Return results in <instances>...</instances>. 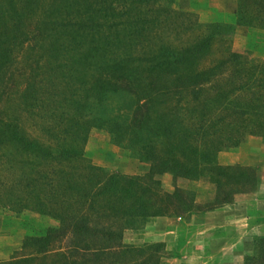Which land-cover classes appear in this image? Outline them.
Masks as SVG:
<instances>
[{
  "label": "trees",
  "instance_id": "obj_1",
  "mask_svg": "<svg viewBox=\"0 0 264 264\" xmlns=\"http://www.w3.org/2000/svg\"><path fill=\"white\" fill-rule=\"evenodd\" d=\"M172 3L0 0V209L54 222L33 253L0 264H160L161 244L124 245L123 233L200 210L189 190L163 192L159 176H206L205 211L256 186L253 168L216 156L264 141V63L227 47L209 60L225 24ZM234 26L264 31V0H236ZM92 130L146 172L93 166ZM244 264H264V237Z\"/></svg>",
  "mask_w": 264,
  "mask_h": 264
},
{
  "label": "rangeland",
  "instance_id": "obj_2",
  "mask_svg": "<svg viewBox=\"0 0 264 264\" xmlns=\"http://www.w3.org/2000/svg\"><path fill=\"white\" fill-rule=\"evenodd\" d=\"M235 5L236 0H173L171 9L186 15H194L199 24H225L227 29L222 35L221 41L213 45L214 54L209 60L217 56L219 48L227 47L249 59L264 63V31L234 26ZM201 10L214 13L215 15L211 16L212 19L223 18V22H203L207 18L199 16ZM230 15H233L232 23L225 20V17L229 18ZM228 25L231 28H228ZM187 36L189 33L183 35L184 38ZM208 64L209 61H205L204 65ZM83 155L93 166L102 168L109 174L137 176L144 174L148 167L129 158L124 150L112 145L108 136L102 131L92 130L89 132L83 147ZM216 164L251 167L255 170L257 184L252 191L233 195L231 203L228 204L229 208H227V212L222 213L221 219L211 218L205 221H208L209 224L205 228L209 232L212 231L210 233L213 235L205 240L207 250L211 251L208 254L212 253V255L199 254L196 256L197 258H194L196 260L184 259L185 261L179 263L175 257H171L180 253L184 254L191 246L194 250L201 246V244H197L199 234L194 237V233H191L192 244L187 243L188 241L183 238L184 235L190 233L182 229L184 222L189 219L186 215L150 219L140 230L125 231L122 235V243L128 246L161 244L160 264L171 262L169 258H173L172 264H219V261L212 260L215 258L214 254L221 249L230 247L235 258L232 263L228 262V264H244L245 258L251 256L253 240L264 237V141L259 137H247L237 147L219 152L216 156ZM158 180L160 189L165 193H171L174 187L191 191L194 195V206L200 210V213L223 207L204 210L205 207H209L207 203L214 197V184L206 176L173 180L170 174H163L158 177ZM52 226H54L52 220L31 211L13 213L6 209H0V262L33 253L36 249L34 239L42 235L45 228ZM145 227H153V233L146 230ZM201 227L200 224L192 232L197 231V228L199 231ZM166 229H176L173 246H167L163 241L167 238V234L164 232ZM223 239L228 241H223ZM231 241L232 243L229 244ZM200 249L196 251H200ZM209 256L211 261H209Z\"/></svg>",
  "mask_w": 264,
  "mask_h": 264
},
{
  "label": "crops",
  "instance_id": "obj_3",
  "mask_svg": "<svg viewBox=\"0 0 264 264\" xmlns=\"http://www.w3.org/2000/svg\"><path fill=\"white\" fill-rule=\"evenodd\" d=\"M200 12V17H206L207 19L203 20V22H223V18L221 19H218V20H214L212 19L211 16H213L212 13L210 12H204L203 10L199 11ZM218 13H221V12H218ZM202 14H205V15H202ZM210 14V15H209ZM215 15V14H214ZM225 20H227V22H230L232 23L233 21V15H230L229 18L225 17ZM227 208L228 205H225L223 206L222 208H219V209H216V210H213V211H206V212H195L194 214H192L189 219L187 221L184 222L183 226H182V229L185 230V231H189L190 233H188L187 235H184L183 238L185 239V241H188L187 243H191L192 244V234L191 233H194V237H197V234H199V236L197 237V244H201V246L199 247L200 251H196V250H199L197 247H196V250H194L191 247H189V250H187V252L185 251L184 254H179L177 256H171V257H175V259L177 260V262H183L185 260H196L194 259L197 255L201 254V255H212L211 254H208V252L210 253L211 251L207 250V245L205 244V240H207V238L209 237H212L213 235L210 233L212 231L209 232L208 229H206L205 227L207 225H209L207 222H205L206 220H210L211 218H218V219H221L220 217H223L222 213L223 212H227ZM202 225L201 229L198 231V228L196 229L197 231L195 232H192L193 230H195V228L199 225ZM208 228V227H207ZM146 230H150L152 233H153V227H145ZM165 234H167V238L163 239L164 242H166L167 246H173L174 245V242H175V234H176V229L172 230V229H166L165 231ZM216 236V235H215ZM223 241H228V240H224ZM232 243L229 242V244ZM169 249H171V247H168ZM215 258H213L212 260H216V261H219V264H225L228 262H231L234 260V253H233V250L232 248L230 249V247H227L225 249H221L219 251H217V253L214 254ZM197 258V257H196ZM171 259L170 261L171 262H168V263H162V264H172V262L174 261L173 258H169ZM185 259V260H184ZM211 257L209 256V261ZM223 259V261H222Z\"/></svg>",
  "mask_w": 264,
  "mask_h": 264
}]
</instances>
